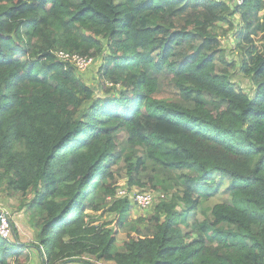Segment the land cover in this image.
<instances>
[{
  "label": "trees",
  "instance_id": "16d2710c",
  "mask_svg": "<svg viewBox=\"0 0 264 264\" xmlns=\"http://www.w3.org/2000/svg\"><path fill=\"white\" fill-rule=\"evenodd\" d=\"M263 12L264 0H0V182L34 195L37 234L21 243L9 219L0 264H26L30 248L45 264H264ZM218 24L236 28L253 95L219 71ZM98 60L115 95L82 77ZM119 160L143 192L149 165L175 189L120 249L138 206L119 196ZM107 202L112 228L90 214Z\"/></svg>",
  "mask_w": 264,
  "mask_h": 264
},
{
  "label": "rangeland",
  "instance_id": "374dc122",
  "mask_svg": "<svg viewBox=\"0 0 264 264\" xmlns=\"http://www.w3.org/2000/svg\"><path fill=\"white\" fill-rule=\"evenodd\" d=\"M231 5H234V0H226ZM261 17V23H264V12L260 14ZM236 20H238V17H235ZM230 24H218L220 27L218 29L219 34V40L221 43V50L220 57L221 60L219 63H221V67L219 69L220 73H226L228 77L231 79L232 84H234L235 87L240 88L242 91L249 95H253L255 92V85L253 81L248 78L241 69L242 65V56L243 51L239 48V46L236 45L234 41V36L236 32L235 27H230ZM255 39V47H257L259 50L264 51V32L259 33L254 37ZM242 47L248 46L247 43H242ZM99 62H95L94 66H92L88 72L85 75H82L84 78V81H86L90 86H92L96 90L97 96L101 95L103 97H109L110 95H115L116 91L112 90V92L108 95L104 92L102 82L99 80V67H100V60ZM90 106V105H87ZM125 135L120 136V141H125ZM115 165V164H114ZM126 162H123L119 160L115 167L114 172L116 174L117 183L116 186L118 187V190H126L128 193L133 194L135 191L140 190L139 186L130 185V178L127 176V170ZM157 169L149 165L147 171L145 174L141 175V179L145 183L144 189H149L154 193V202L153 204L146 208V209H139L138 207L134 206V210L132 214L129 216L126 222V226L128 229H123L122 232L117 237V247L120 249L123 246V243L126 239V233H131L133 230H131L132 226L137 225V219L144 218L149 219L150 216L154 215V209L155 206H157L162 201H168L173 196L175 189L172 187L173 184L170 182L168 184L169 190L168 192L164 191L163 184L159 180L167 179L166 176L157 174ZM160 176V177H158ZM152 180V181H151ZM155 184V186H154ZM118 191V192H119ZM34 197L33 194H30L29 197L23 198L19 195L10 194L6 189L3 183L0 182V211H8L9 216L15 227L17 228L19 234H20V242L24 244H31L34 245L37 242V234L36 230L31 226V210L28 208V203L31 201V199ZM222 199V197H221ZM226 199V198H225ZM219 201L211 200V203H208L206 205L207 212H209L213 205L215 203H218ZM112 205V203H104L102 206L101 211L97 213L90 214L93 215V217L97 221V225H108V228H112L111 221L113 220L114 216L107 212V209ZM21 206H23L21 208ZM109 223V224H107ZM140 228H144V224L139 225ZM131 230V231H130ZM14 242L16 241L15 236ZM28 254L30 258L26 262V264H45L46 263V256L41 258L40 252L36 251L34 248L28 249ZM82 260L88 261L92 264H115L114 262H97L95 258H92L90 256H84ZM71 261H78L77 259L71 260ZM70 261L65 262L64 264L68 263ZM71 264V263H68Z\"/></svg>",
  "mask_w": 264,
  "mask_h": 264
},
{
  "label": "built area",
  "instance_id": "2783aa9c",
  "mask_svg": "<svg viewBox=\"0 0 264 264\" xmlns=\"http://www.w3.org/2000/svg\"><path fill=\"white\" fill-rule=\"evenodd\" d=\"M244 0H235V3L239 6L242 5ZM57 57L65 62L70 61L79 67L81 70H86L94 62L93 59L88 57H82L78 54H69L62 51L57 52ZM119 196H128L132 203L136 204L139 208L145 209L150 207L154 202V194L149 191L137 190L133 194L128 193L126 190H121ZM10 216L8 211H0V237L8 239L12 235V227L10 223Z\"/></svg>",
  "mask_w": 264,
  "mask_h": 264
},
{
  "label": "clouds",
  "instance_id": "9594fccd",
  "mask_svg": "<svg viewBox=\"0 0 264 264\" xmlns=\"http://www.w3.org/2000/svg\"><path fill=\"white\" fill-rule=\"evenodd\" d=\"M234 2H235V0H234ZM236 4V3H235ZM237 5V4H236ZM239 6H241V5H239Z\"/></svg>",
  "mask_w": 264,
  "mask_h": 264
}]
</instances>
